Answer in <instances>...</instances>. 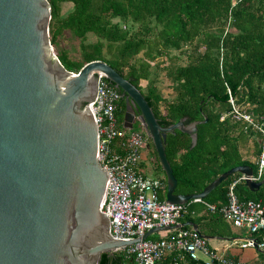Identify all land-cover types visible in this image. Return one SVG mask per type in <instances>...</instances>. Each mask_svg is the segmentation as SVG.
Masks as SVG:
<instances>
[{
	"label": "water",
	"instance_id": "obj_1",
	"mask_svg": "<svg viewBox=\"0 0 264 264\" xmlns=\"http://www.w3.org/2000/svg\"><path fill=\"white\" fill-rule=\"evenodd\" d=\"M51 19L49 0H0V264H99L103 252L172 226L190 225L202 235L194 221L157 226L136 239L112 235L101 210L108 173L98 159L99 130L88 105L97 98L100 74L126 97L125 127L136 120L133 104L139 108L166 174L168 202L205 198L234 173L253 191L264 184V177L253 179V166L242 164L201 192L177 193L167 134L179 129L195 146L198 124L208 118L163 126L142 91L106 61L67 69L54 51Z\"/></svg>",
	"mask_w": 264,
	"mask_h": 264
},
{
	"label": "trees",
	"instance_id": "obj_2",
	"mask_svg": "<svg viewBox=\"0 0 264 264\" xmlns=\"http://www.w3.org/2000/svg\"><path fill=\"white\" fill-rule=\"evenodd\" d=\"M49 1L50 38L67 69L77 72L88 61H106L142 91L163 126L184 117L185 123L208 118L198 124L195 146L191 135L179 129L167 134L165 148L177 193L201 192L237 165L249 164L257 174L262 134L231 115L221 117L231 109L230 93L253 116H264V0ZM64 4L70 5L65 14ZM67 41L77 42L78 50L65 47ZM183 57L185 63L180 62ZM160 72L166 75L172 97H165L158 86ZM117 114L124 117L119 103ZM152 153L155 172H164L154 146ZM239 176L229 175L203 198L216 210L193 204L203 213L190 219L199 224L203 236H235L220 208ZM160 177L167 183L165 172ZM263 186L253 191L240 181L235 190L241 200L264 199ZM255 236L263 239L264 229ZM257 249L259 260L252 264H263L264 248ZM124 263L121 251L103 252L99 262Z\"/></svg>",
	"mask_w": 264,
	"mask_h": 264
},
{
	"label": "built area",
	"instance_id": "obj_3",
	"mask_svg": "<svg viewBox=\"0 0 264 264\" xmlns=\"http://www.w3.org/2000/svg\"><path fill=\"white\" fill-rule=\"evenodd\" d=\"M230 92V90H229ZM120 99L119 89L108 78L99 75V92L92 109L99 130L98 159L108 173V189L102 211L111 222V233L119 239H136L157 226L180 224L184 216L196 215L194 203H204L210 210L215 204L196 198L185 203H171L166 200L167 183L160 176L151 177L142 168L147 158L148 147L144 128L124 126V117L117 114ZM231 109L224 114L238 121H244L262 134V153L258 159L259 168L253 179L258 180L264 172V116H253L248 108L239 104L230 93ZM143 125V124H142ZM240 175L229 186L228 200L221 206L224 218L234 227L248 231L247 237H237L241 247L264 248V238L259 240L256 232L264 229V199L241 200L235 190ZM165 193V198L160 193ZM170 233L154 236L153 232L143 240L127 245L121 251L125 260L135 264H237L233 257L215 252L205 236L192 226H172ZM116 251V252H117ZM207 258H202L199 253Z\"/></svg>",
	"mask_w": 264,
	"mask_h": 264
},
{
	"label": "crops",
	"instance_id": "obj_4",
	"mask_svg": "<svg viewBox=\"0 0 264 264\" xmlns=\"http://www.w3.org/2000/svg\"><path fill=\"white\" fill-rule=\"evenodd\" d=\"M196 204H198V203H196ZM198 207H200V205ZM195 209L197 211L196 215L184 216L181 220V223L187 222V221H193L190 218H196L203 213L202 211L199 212L197 210V207H195ZM198 226H199V224H198ZM171 231L172 230H162L161 232L158 233V235L159 236L165 235L167 233H170ZM234 233H235V236L234 235L233 236H227L230 238L206 236V240L208 242V245L215 252H217L218 254H221V255H226V256H230V257L235 258L237 260V264H252V263L258 261L259 260V253H258L257 247H253L254 250H252L249 247H245V248L241 247L240 244L237 243V241H236V238L239 237L238 236L239 234H237L235 231H234ZM158 235H155V236H158ZM215 236H219V235H215ZM231 237H234V238H231ZM219 245H221V248H219ZM202 258L206 259L207 257L203 256Z\"/></svg>",
	"mask_w": 264,
	"mask_h": 264
},
{
	"label": "rangeland",
	"instance_id": "obj_5",
	"mask_svg": "<svg viewBox=\"0 0 264 264\" xmlns=\"http://www.w3.org/2000/svg\"><path fill=\"white\" fill-rule=\"evenodd\" d=\"M70 8V5L68 4H64L63 5V10H62V13H67L66 11ZM65 47H68L70 50H78L76 46L77 45V42H71V41H67L64 43ZM55 51V49H54ZM56 53V52H55ZM186 61V58L183 57L180 62L182 63H185ZM158 86L161 88V90L163 91V95L166 97H172L173 95V91H172V88L170 87H167V78H166V75L164 72H160L159 73V81H158ZM135 129H140L143 127L142 123L140 121L138 122H135V124L133 125ZM157 165V160L155 158V161H152L151 160V157H147L145 160H144V165L142 166V168L146 171V173L148 175H150L151 177H158V176H164V172L163 171H160L159 173H156L154 170V166ZM263 190H264V186H263ZM234 231L239 234L238 236L239 237H247L249 234H248V231L245 230V229H241V228H238V227H234ZM159 233V232H158ZM158 233L156 234H153L154 236L155 235H158ZM159 236V235H158ZM219 248H221V245H219ZM249 248H251L252 250L253 247L252 246H249ZM200 256H205L203 253H199ZM260 256V255H259ZM124 264H135L133 261H129V260H125V263Z\"/></svg>",
	"mask_w": 264,
	"mask_h": 264
},
{
	"label": "flooded vegetation",
	"instance_id": "obj_6",
	"mask_svg": "<svg viewBox=\"0 0 264 264\" xmlns=\"http://www.w3.org/2000/svg\"><path fill=\"white\" fill-rule=\"evenodd\" d=\"M123 98L125 99V102H126V97L125 96H123V93L122 92H120V99H119V106H120V108L121 109H123L124 110V115H125V113H126V111H127V102H126V105H125V108H124V106H123ZM133 108H134V112H135V114H136V120H135V122H138V121H140L141 122V120H139V118H138V116L140 115V110H139V108L136 106V105H134L133 104ZM135 122H134V124H135ZM143 128H144V130H145V137H146V139H147V147H148V154H147V156L146 157H151V160L152 161H155V156L153 155V153H152V148H153V146H152V144H153V142H152V139H150L151 137L149 136V134H148V132H147V130H146V128L144 127V125H143ZM157 165H155L153 168H154V170H157Z\"/></svg>",
	"mask_w": 264,
	"mask_h": 264
}]
</instances>
